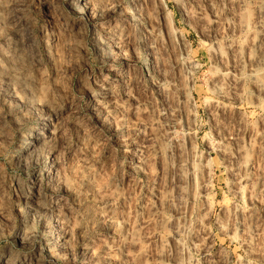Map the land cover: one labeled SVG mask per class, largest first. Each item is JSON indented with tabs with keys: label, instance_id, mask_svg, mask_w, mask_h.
<instances>
[{
	"label": "clouds",
	"instance_id": "9594fccd",
	"mask_svg": "<svg viewBox=\"0 0 264 264\" xmlns=\"http://www.w3.org/2000/svg\"><path fill=\"white\" fill-rule=\"evenodd\" d=\"M0 264H264V0H0Z\"/></svg>",
	"mask_w": 264,
	"mask_h": 264
}]
</instances>
